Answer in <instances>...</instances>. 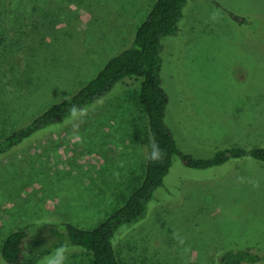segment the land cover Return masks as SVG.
I'll list each match as a JSON object with an SVG mask.
<instances>
[{"label":"rangeland","instance_id":"obj_1","mask_svg":"<svg viewBox=\"0 0 264 264\" xmlns=\"http://www.w3.org/2000/svg\"><path fill=\"white\" fill-rule=\"evenodd\" d=\"M155 1L0 0V142L131 47ZM179 26L163 39L161 76L180 149L208 159L264 147V0H188ZM139 89L137 79L118 83L85 115L0 156V264L19 228L32 225L36 251H54L52 227L95 228L142 183L151 134ZM114 243L121 264H221L225 252L245 249L264 255V162L193 169L175 156L146 217L120 228ZM67 246L68 264H91L90 252Z\"/></svg>","mask_w":264,"mask_h":264},{"label":"trees","instance_id":"obj_2","mask_svg":"<svg viewBox=\"0 0 264 264\" xmlns=\"http://www.w3.org/2000/svg\"><path fill=\"white\" fill-rule=\"evenodd\" d=\"M187 1L156 0L145 21L138 27L131 47L112 57L99 74L76 95L55 104L0 142L2 156L38 131L63 122L71 115L73 106L88 109L109 94L118 83H124L127 79L139 81L137 100L147 114L151 138L159 144L163 158L155 162L148 159L142 183L119 209L97 227L87 229L73 223L52 227L54 248L69 244L90 252L91 264H121L114 243L118 231L123 226L136 224L146 217L148 205L154 199L155 191L163 186L175 156H179L187 167L193 169H208L243 157H252L264 162V147H233L220 150L208 159L194 157L180 149L172 129L166 122L170 96L163 87L161 76L163 39L178 34ZM2 41L0 36V46ZM31 226L19 228L6 238L2 256L8 264H37L53 251H36L30 245ZM261 260H264V255L253 254L249 249H245L225 252L221 264L256 263Z\"/></svg>","mask_w":264,"mask_h":264},{"label":"clouds","instance_id":"obj_3","mask_svg":"<svg viewBox=\"0 0 264 264\" xmlns=\"http://www.w3.org/2000/svg\"><path fill=\"white\" fill-rule=\"evenodd\" d=\"M87 109H78L73 106L71 109L72 117H79L86 114ZM146 147L150 148L148 155L149 160L155 162L163 158L162 150L158 143H156L151 137L147 139ZM72 249L67 245H60L55 248L53 252L42 258V264H68L69 255Z\"/></svg>","mask_w":264,"mask_h":264}]
</instances>
